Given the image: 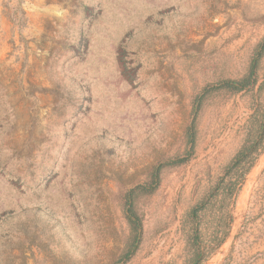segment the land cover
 <instances>
[{
    "label": "rangeland",
    "instance_id": "obj_1",
    "mask_svg": "<svg viewBox=\"0 0 264 264\" xmlns=\"http://www.w3.org/2000/svg\"><path fill=\"white\" fill-rule=\"evenodd\" d=\"M263 41L264 0H0V264H191L195 223L227 231L202 264H264V139L229 171L259 136L264 52L219 88ZM175 159L134 196L136 244L126 195Z\"/></svg>",
    "mask_w": 264,
    "mask_h": 264
},
{
    "label": "trees",
    "instance_id": "obj_2",
    "mask_svg": "<svg viewBox=\"0 0 264 264\" xmlns=\"http://www.w3.org/2000/svg\"><path fill=\"white\" fill-rule=\"evenodd\" d=\"M264 52V41L259 46L255 58H253L251 66H250V74L249 77L239 81H227L223 82L219 85V88H229L233 91H241L246 89L248 86H250L253 83V80L251 81L252 76H254L258 61L261 58L262 54ZM259 136L252 141L248 146H244L243 149L237 153L235 156L233 162L231 163V166L229 168V171L235 169L238 165H240L242 162L246 161L248 159V166L246 167L245 171H247L251 164L254 161V156L257 154L259 149L262 146L263 139H264V115L262 117V121L259 125ZM189 138L190 143L193 144V132L192 128H189ZM185 161V159H175L171 160L165 164L158 165L153 172L152 175V181L149 185L144 186H137L131 191L128 192L126 195V206H127V218L132 226V228L137 232V236L135 237V243H138L139 240V231L141 229L140 222L134 212L132 211V202L134 199V196L137 192H151L153 191L159 184V173L160 170L165 167L166 165H178ZM245 173L240 174V176H235L234 178H229L227 182L220 181L210 192V194L204 199L205 201L201 204V206L196 207L194 210H192L191 215L195 219H198V212L204 210L207 205L215 204L219 198L228 197L231 199H235L237 195V191L240 187V185L243 182V177ZM198 223H195L193 228V234L196 239V242L198 243V247L196 250H194V260L191 264H202L209 255L216 250L224 241V239L227 237V231L219 238H216L215 242H208V243H202L199 239V230H198ZM190 264V263H189Z\"/></svg>",
    "mask_w": 264,
    "mask_h": 264
},
{
    "label": "bare ground",
    "instance_id": "obj_3",
    "mask_svg": "<svg viewBox=\"0 0 264 264\" xmlns=\"http://www.w3.org/2000/svg\"><path fill=\"white\" fill-rule=\"evenodd\" d=\"M256 170H257V168L254 169L253 173H254ZM250 179H251V178H250ZM249 186H250V180H248V181L246 182L245 188H247V187H249ZM244 195H245V189H244L243 192H242L241 198H243Z\"/></svg>",
    "mask_w": 264,
    "mask_h": 264
}]
</instances>
